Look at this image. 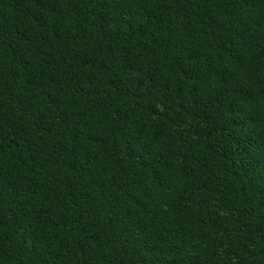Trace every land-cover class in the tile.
<instances>
[{
  "label": "trees",
  "instance_id": "obj_1",
  "mask_svg": "<svg viewBox=\"0 0 264 264\" xmlns=\"http://www.w3.org/2000/svg\"><path fill=\"white\" fill-rule=\"evenodd\" d=\"M0 264H264V0H0Z\"/></svg>",
  "mask_w": 264,
  "mask_h": 264
}]
</instances>
